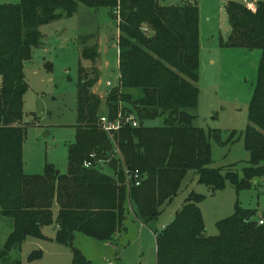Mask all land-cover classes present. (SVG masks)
<instances>
[{"label": "trees", "instance_id": "obj_1", "mask_svg": "<svg viewBox=\"0 0 264 264\" xmlns=\"http://www.w3.org/2000/svg\"><path fill=\"white\" fill-rule=\"evenodd\" d=\"M78 4L93 11L118 10L117 85L100 109V98L91 91L98 80L97 46L81 48L79 58L90 66L77 67L74 135L66 149V170L55 173L45 165L40 175H26L21 163L27 126L21 120L23 62L39 45V26L71 17ZM223 9L229 33L218 45L260 52L242 131L248 165L240 176L231 169L208 167L209 141L223 144L219 131L192 127L187 111L197 98L196 6H164L158 0H19L0 5V214L11 224L0 248V264H19L10 250L26 238H45L41 227L51 223L56 225L53 240L71 251L70 264H92L72 246L75 233L109 241L122 226L128 204L140 223L154 219L189 169L212 191L225 181L239 190L253 178H264V2L249 12L237 0H225ZM86 38L79 36L78 44ZM117 113L134 116L137 127L125 125L109 140L97 119ZM154 119L160 121L158 126L145 125ZM90 154L93 164L108 162L111 174L84 168ZM122 168L137 170L139 183L125 182ZM199 200V194L189 191L173 217L153 232L155 264H264V220L258 224L259 217L235 203L231 215L215 222L216 233L204 235ZM40 254L39 249L32 251L27 259Z\"/></svg>", "mask_w": 264, "mask_h": 264}, {"label": "rangeland", "instance_id": "obj_2", "mask_svg": "<svg viewBox=\"0 0 264 264\" xmlns=\"http://www.w3.org/2000/svg\"><path fill=\"white\" fill-rule=\"evenodd\" d=\"M224 1V2H223ZM264 0H256L257 2ZM19 0H0L1 4L15 5ZM196 6L198 11V75L196 106L187 110L191 126L207 132L218 130L221 146L209 141V168L231 169L239 176L248 165V154L243 148L242 131L247 124V104L254 85L255 68L259 50L232 49L218 45L228 33V24L223 9L225 0H158L159 5ZM119 18L106 8L95 12L77 5L75 13L68 18L60 17L38 28L40 41L33 48L28 61L23 62L26 91L22 96V122L27 123L21 146V163L24 174L40 175L45 165L56 172L66 170V149L73 141L75 123V84L78 64L88 69L90 63L79 58V50L96 45L98 84L93 93L100 98L104 83H114L116 54L111 43L118 35ZM79 36L87 37L83 45ZM107 89V88H106ZM101 95V97H100ZM154 119L145 125L158 126ZM231 131L235 134L230 135ZM230 140L228 141V139ZM115 157H118L116 154ZM108 162L99 169L107 174ZM200 195L197 202L204 225V235L216 233L215 222L229 216L235 203L242 209L251 210L254 217L264 213V178H253L247 188L235 190L225 181L224 185L211 190L197 182L194 170H187L181 178L177 193L161 206L160 213L146 223H140L132 215L128 204L127 218L113 238L115 254L104 241L94 240L75 233L72 246L92 264H155L153 232L160 230L180 207L189 191ZM56 205L52 206L53 213ZM11 229L10 220L0 214V248ZM54 223L41 227L47 238H26L19 247L12 248L9 255L19 264H70L68 246L48 240L55 233ZM100 244L99 246L97 245ZM107 246V247H106ZM40 250L39 257L28 260L30 252Z\"/></svg>", "mask_w": 264, "mask_h": 264}, {"label": "built area", "instance_id": "obj_3", "mask_svg": "<svg viewBox=\"0 0 264 264\" xmlns=\"http://www.w3.org/2000/svg\"><path fill=\"white\" fill-rule=\"evenodd\" d=\"M237 2L247 11L254 12L256 0H237ZM114 14L118 16V10L115 8L113 10ZM106 86H109V83L106 82ZM128 125L132 128L137 127V121L131 114L129 115H120L119 113L116 114L114 118H109L105 114H102L97 119V126L98 128L106 134V136L109 138V140H112V135L117 132L121 127ZM115 155L117 153L116 149H113ZM94 155H89V160H85L82 163V166L84 168H92L96 167L98 168L99 165L104 162V160H98L94 164L90 161V159H93ZM122 172L124 174L125 182H127L129 179L133 181L134 185H137L140 181V176L137 172V170L133 171H127L125 168H122ZM264 220V215L260 216L257 220V223L260 224Z\"/></svg>", "mask_w": 264, "mask_h": 264}, {"label": "crops", "instance_id": "obj_4", "mask_svg": "<svg viewBox=\"0 0 264 264\" xmlns=\"http://www.w3.org/2000/svg\"><path fill=\"white\" fill-rule=\"evenodd\" d=\"M224 2V1H223ZM169 5H175V3H169ZM95 12V11H94ZM228 33H229V26H228ZM228 33H227V35H228ZM227 37V36H226ZM225 41V40H224ZM223 41V42H224ZM112 45H114V47H112ZM111 48H113L114 49V51H115V54H116V59H115V70H116V74H115V77H114V83H111V82H109V81H106V82H108L109 83V86H106V82L104 83V87H106L105 88V92L102 94V97L103 98H105V96H106V94L108 93V91L111 89V88H113V87H115L116 85H117V79H118V74H117V48H116V46H115V42H112L111 43ZM199 46V45H198ZM97 52H98V49H97ZM99 57V56H98ZM198 58H199V53H198ZM97 61H98V59H97ZM98 73H99V70H98ZM197 83V82H196ZM96 84H98V80H97V82L94 84V86L96 85ZM94 86L91 88V91L93 92V88H94ZM124 92L126 93V92H128V93H135L134 91H129V90H124ZM100 97H101V95H100ZM23 171V170H22ZM24 173V172H23ZM57 173H59V172H57ZM27 175V174H26ZM52 209V208H51ZM56 209H57V207H55V211H54V213H53V210H52V213H53V216L55 215V213H56ZM133 218L135 219V217L133 216ZM126 219H128L127 218V213H126V217H125V219H124V221L126 220ZM136 220V219H135ZM124 221H123V223H124ZM137 221V220H136ZM123 225V224H122ZM54 226H55V228H56V225L54 224ZM119 232V230L112 236V238L109 240V241H104V242H102V244L104 245V244H108V246H109V248H110V251H113L114 252V254H115V249H116V245L113 243V238H114V236L115 235H117V233ZM54 236V235H53ZM37 239H40V238H37ZM42 240H46L47 238H41ZM48 240H51V241H53V237L52 238H49ZM97 245L99 246L100 244H98L97 243ZM105 246V245H104ZM107 247V246H106ZM103 258H105L104 260H105V262H106V264H111V262H110V260H109V257L108 256H106V257H103Z\"/></svg>", "mask_w": 264, "mask_h": 264}, {"label": "water", "instance_id": "obj_5", "mask_svg": "<svg viewBox=\"0 0 264 264\" xmlns=\"http://www.w3.org/2000/svg\"><path fill=\"white\" fill-rule=\"evenodd\" d=\"M112 47H114V45H112ZM98 59H99V57H98ZM55 173H57V172L55 171Z\"/></svg>", "mask_w": 264, "mask_h": 264}]
</instances>
